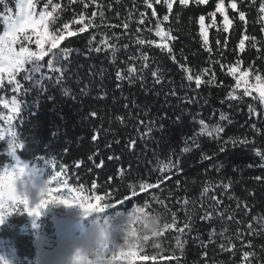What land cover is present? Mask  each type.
Segmentation results:
<instances>
[{
    "label": "trees",
    "instance_id": "obj_1",
    "mask_svg": "<svg viewBox=\"0 0 264 264\" xmlns=\"http://www.w3.org/2000/svg\"><path fill=\"white\" fill-rule=\"evenodd\" d=\"M54 2L64 6L62 21H71L80 11L86 18L96 12L95 26L62 42L61 47H72L73 52L64 62L67 71L60 84L32 73L25 81L17 77L24 84L22 93L13 92L7 82L0 86V99L18 100L11 124L18 158L45 163L54 172L60 163L66 164L70 184L83 183L85 195H91L87 189L95 179L99 190L93 191L101 196L110 193L108 202L127 196L124 204L105 209L101 215L107 218L135 207L160 214L162 222H171L175 213L180 227L190 225L181 237V264H264V161L256 154L264 152V105L256 94L245 96L237 88L232 71L247 72L251 81L257 76L264 80L262 0H234L236 10L229 6L233 0H224L225 15L231 20L227 31L224 16L216 11L219 0L203 4L189 0L187 7L173 0L171 12L163 0H150L152 8L143 0H96L87 9L79 0ZM15 3L3 0L0 13L6 8L14 12ZM164 15L168 21H163ZM201 16L207 43L201 35ZM157 19L175 37L166 40L172 52L157 47ZM129 68L135 70L131 75ZM117 71L125 78L118 80ZM196 76L202 81L199 87ZM221 114L226 119L221 120ZM201 120L209 130L219 124L223 131L202 133ZM101 160L103 166L96 168ZM10 163L0 144V169ZM118 170L124 171L122 177ZM141 182L156 187L140 192ZM24 220L16 211L0 224V240L13 247L22 263L35 251L32 236L19 230ZM176 235L173 229L163 239L165 255L175 248ZM245 252L253 255L245 258Z\"/></svg>",
    "mask_w": 264,
    "mask_h": 264
},
{
    "label": "snow or ice",
    "instance_id": "obj_2",
    "mask_svg": "<svg viewBox=\"0 0 264 264\" xmlns=\"http://www.w3.org/2000/svg\"><path fill=\"white\" fill-rule=\"evenodd\" d=\"M3 0H0L2 3ZM144 4L148 8H152L153 4L150 0H143ZM161 0H155V3H160ZM196 4L206 3L207 0H193ZM77 0H69V4H76ZM79 3L83 4L85 9L88 8L89 3H96V0H79ZM179 3L187 7L189 4V0H179ZM42 4V6H40ZM163 4L166 5L169 12L173 9V0H163ZM229 6L233 9H237V4L234 2H230ZM64 6L61 3L54 2V0H16L15 3V11L12 12L11 9L5 10V13H0V16L3 17V31L0 34V86H3V82L5 78H7V83L12 85V91L15 93H22L24 90V84L21 82V79H17L18 76L22 78L23 81L28 80L32 73L38 74V77H43L46 80H52L57 84H60L65 76V72L67 71L64 62L69 60L70 54L73 52V48L69 46L61 47L63 41H66L69 37H74L77 33H83L87 29L94 27L93 17L97 15L96 12H92L91 17L85 16L83 11H80L76 15L73 16L71 21H62L60 17V13L63 12ZM216 11H218L222 16H224L225 27L224 30H228V25L231 24V20H229L228 16L225 15V7L224 0H219L216 4ZM259 12L264 13V0L260 3ZM102 17L103 12L99 13ZM143 16V14H141ZM153 17H156L157 13L153 10ZM211 15H214L211 14ZM239 19L241 21L245 20V13L243 11L239 12ZM169 16L164 15L163 21H168ZM141 24L145 23L142 19L140 21ZM199 24L201 27V35L204 38L205 43H207V33L204 31V17L201 16L199 18ZM70 25H75L79 27L72 28ZM124 27L127 28L128 25L125 23ZM139 31V29H138ZM155 35L160 37L161 40H174L175 37L171 36L169 32H166L161 27V21L157 19L155 23ZM244 39H241L240 45L241 50L243 51ZM35 44V50H33L29 45ZM70 44L71 41L69 40ZM91 43V42H90ZM138 43L144 44V40H139ZM147 43L152 44L156 43L155 41L149 40ZM127 47V46H125ZM157 47H163L168 50V52H172V48L168 46L167 43L157 44ZM91 50V49H90ZM113 50L114 47H113ZM99 51V49H97ZM46 57H50L45 61ZM135 70L133 68L128 69L129 75H131ZM232 71H235L233 69ZM51 74H59L56 76ZM153 75H156L154 72ZM245 76L248 75L247 72L244 73ZM117 79H124L121 75L120 71L116 72ZM189 80L192 79L191 76L188 77ZM256 85L252 86L254 91L259 92V103L260 105H264V80H262L259 76L256 77ZM196 86L199 87L202 83L200 76L195 77ZM239 84V81H238ZM250 91L246 88L244 91V95H250ZM223 103V101H221ZM3 107L8 109L10 107V114L6 115L0 120H3L5 123L11 122L13 117L18 112V100L16 96H13L11 99V106H9V102L2 103ZM127 107V106H125ZM255 111V109H252ZM93 116L96 113H92ZM119 119V117H118ZM221 120L226 119L224 114H221ZM230 122V121H229ZM203 127L201 128L202 133H206L211 136L213 132L217 134L223 131V128L216 124L210 130L207 125L204 124V121H200ZM252 127L256 129V125L253 124ZM260 131V129H256ZM151 131V129H149ZM92 140H97V135L92 136ZM242 143H247V141H242ZM19 147V145H17ZM184 151H188L187 148ZM223 151V149H221ZM260 156L261 160L264 161V152L257 150L256 153ZM89 160H92V156H89ZM109 160L113 159V157H108ZM118 159V157H117ZM77 167L81 164V161L76 162ZM104 164V161L101 160L99 164H96V168H101ZM252 165H249L251 167ZM264 167V164L261 165ZM59 170L56 171L55 176L57 180L60 182L59 187L51 189L45 199L40 201V207L46 206L48 203H56L62 204L65 207L79 206L82 213L84 215H88L92 210L101 211L102 208H97V205L100 201H106V207L115 206L117 204H124L125 201L128 200V197L125 196L123 200L117 199L115 203L108 202L111 199L110 193H105L104 196L97 195L96 191L99 190L97 186V180L93 179L91 182V189H87V191L91 192V195H85L86 189L83 183H80L78 187H73L69 182V168L66 164L60 163ZM23 169V168H22ZM91 171V169H89ZM121 177L124 175L123 170H118ZM75 176L76 180H80V177L76 175L75 172L72 173ZM10 179V178H9ZM112 180V177L108 178ZM260 179V177H257ZM156 187L154 184H150L147 182H141L139 184V191L145 192L147 189H151ZM227 187V185H225ZM61 189L69 190L76 197L75 199L68 198L65 199L62 196L56 195L57 192L61 191ZM137 192L135 190L132 191V196H136ZM83 197V200L80 198ZM7 211L10 213L15 211L14 207H9L5 205ZM24 212H27L28 215L39 216L40 212L37 208L29 209L27 206L23 208ZM134 213L137 215L143 214L148 215L151 213H146L144 207H135L132 209ZM158 219L162 220L160 214H156ZM0 222H3V218L0 217ZM189 224H184L183 227H180L177 223L176 214H172L171 222H163V228L158 234L157 244L156 246L160 248V254L158 256H136L132 254L127 257H121L122 260L125 261V264H163V262L175 260L176 264H181L180 257L183 255L184 241L182 240V235L185 234V229H189ZM175 230L176 235L174 237L175 240V248L172 251L165 255L168 252V249L163 244V239L166 237V234L170 233V230ZM211 233L209 234V238L211 239ZM223 249V245L221 246ZM176 249L180 250V255H176ZM206 255V253H205ZM252 253H244V257L247 258Z\"/></svg>",
    "mask_w": 264,
    "mask_h": 264
},
{
    "label": "clouds",
    "instance_id": "obj_3",
    "mask_svg": "<svg viewBox=\"0 0 264 264\" xmlns=\"http://www.w3.org/2000/svg\"><path fill=\"white\" fill-rule=\"evenodd\" d=\"M59 183L53 175L48 184L37 186L22 168L16 172L0 173V217L4 220L10 214L5 205L20 211H23L25 206L29 209L37 208L40 214L47 206L62 205L48 203L46 206H39L40 201L46 198L51 189L59 187ZM59 196L67 197L65 199L76 198L69 190H65ZM80 199L83 200V197ZM106 204V201H100L97 208L102 210L94 209L88 215H84L79 206H74L83 218L91 216L92 220L81 241L61 257L62 264H125L121 257L132 254L136 256L160 254V248L156 244L163 222L156 214L137 215L130 210L121 222L117 234L113 231L112 222L101 215L108 208Z\"/></svg>",
    "mask_w": 264,
    "mask_h": 264
},
{
    "label": "rangeland",
    "instance_id": "obj_4",
    "mask_svg": "<svg viewBox=\"0 0 264 264\" xmlns=\"http://www.w3.org/2000/svg\"><path fill=\"white\" fill-rule=\"evenodd\" d=\"M164 43H166V40H161L160 38L159 44ZM32 45L34 46L32 49L35 50L36 46L34 43L29 46L31 47ZM234 73L236 74L238 89L245 91L247 88L250 93L259 97V92L254 91L252 87L256 85V80L251 81L248 75H244L245 72H241L238 69H235ZM4 82H7V78H5ZM7 102L11 106V99H0V118L10 114V107L6 109L2 104ZM12 121L5 123L0 120V144L4 154L11 160L10 164L0 169V173L16 172L18 169L23 168L35 185L44 186L48 184L56 172L49 170L47 164H31L18 158L16 153L18 143L12 131ZM64 191L65 189H61L57 194L61 195ZM16 211H19L25 217V222L19 227V230L32 236L35 249L34 257L31 260L25 259V262L22 263L13 247L6 241L0 240V264H62L61 257L81 241L83 235L89 230L88 225L92 220L91 216L83 218L80 211L74 206L50 205L44 208L38 217L30 216L27 212L20 210L12 211L0 224L7 222ZM125 216L126 214L108 218L113 224L115 233H119L120 224Z\"/></svg>",
    "mask_w": 264,
    "mask_h": 264
}]
</instances>
